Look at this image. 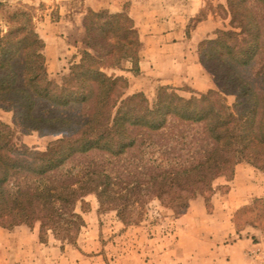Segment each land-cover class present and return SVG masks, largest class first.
<instances>
[{"label": "trees", "instance_id": "16d2710c", "mask_svg": "<svg viewBox=\"0 0 264 264\" xmlns=\"http://www.w3.org/2000/svg\"><path fill=\"white\" fill-rule=\"evenodd\" d=\"M228 27L197 43L216 88L184 96L160 84L149 99L108 73L122 60L138 69L141 40L124 10L86 9V48L60 81L49 76L44 40L24 11L0 35V226L38 224L45 241L74 240L76 209L88 193L123 223L156 198L176 213L239 162L264 171V0H226ZM232 101H227V96ZM52 135L44 148L16 145L15 129Z\"/></svg>", "mask_w": 264, "mask_h": 264}, {"label": "crops", "instance_id": "0c3cea01", "mask_svg": "<svg viewBox=\"0 0 264 264\" xmlns=\"http://www.w3.org/2000/svg\"><path fill=\"white\" fill-rule=\"evenodd\" d=\"M82 1L83 7L74 17L77 22L88 8L115 12L129 2L127 13L134 19L142 43L140 69L145 68L157 83L172 86L186 83L199 90L210 86L195 48L199 40L216 29L217 23L210 17H197L200 2L191 5L190 0ZM68 46L71 44L60 36L45 39L47 60L53 55L58 60L54 50ZM7 115L8 111L0 108V119L7 121ZM225 196L213 201L208 213L200 198L191 199L187 210L174 218L175 229L154 237L167 243L152 247L149 251L152 258L145 264H264V232H253L256 240L242 236L222 244L220 227L211 229L212 225L229 221L235 209L253 198L264 201V171L248 163H237ZM53 241L56 242L51 234L47 241H39L37 223L32 227L0 226V264H77L80 259L77 249L54 246Z\"/></svg>", "mask_w": 264, "mask_h": 264}, {"label": "rangeland", "instance_id": "374dc122", "mask_svg": "<svg viewBox=\"0 0 264 264\" xmlns=\"http://www.w3.org/2000/svg\"><path fill=\"white\" fill-rule=\"evenodd\" d=\"M163 1L154 0L155 3H162ZM190 1L191 5L197 2L201 4L197 14L198 18L210 17L216 21V28L228 27L229 17L225 9L226 0ZM129 6V2L123 3L122 10L128 12ZM82 7V0H0V35L17 22L19 17H13L11 14L24 11L31 17V23L43 38L44 43L45 39L54 35L60 36L64 41L69 42L71 46H68L67 49L54 50L57 53L58 60H54V55L49 57L50 61L47 60V52L43 50L45 61L47 60L46 66L49 76L56 81H60L61 77L68 73L73 57L76 56L78 58L80 50L87 47L88 39L82 25L83 17L78 22L77 18H74L76 12ZM67 21L70 24L66 23ZM212 33L213 30L207 36ZM195 49L197 50V46ZM141 52L142 44L139 50L138 69L136 72L133 69L131 60H122L118 66L107 68L106 71L127 76L129 79L128 93L142 91L149 99H152L157 86L162 83H157L145 68L140 69L139 58ZM204 70L210 82V86L205 89H195L186 83L179 86L164 85L173 87L179 94L184 96L198 95L205 92L208 88H216L217 82L206 69ZM227 101L230 103L232 96H227ZM1 120L13 126L10 111H8L7 121L5 119ZM54 137L52 135H39L36 131L23 133L16 128L14 142L16 145L24 143L44 148ZM232 177L226 179L224 176H219L213 180L212 190L207 195L208 206L203 194H198L194 197L203 201L207 213L212 211L213 201L226 197L225 194L230 187ZM80 206H86L87 210L82 212L84 224L74 240L55 238L49 230L45 234V241H47L49 234L54 237L56 240V242L53 241L54 246H68L72 249H77L80 255V259L76 260L77 264H145L147 259L152 258L149 255L152 247L164 246V242L167 243V240H163V243H161L160 239H154V237L161 235L163 232L173 231L176 226L174 218L182 214L174 212L172 208L160 204L156 198H153L146 203L143 214L139 218L132 222L123 223L118 217L116 210L99 206L94 193L86 194L82 202H77L76 209L78 211H80ZM211 223L213 224V222ZM218 227L221 230L220 242L222 244L232 242L236 237L242 236H251L253 240H256V235L253 232L257 234L264 232V201L261 198H253L249 203L235 209L229 221H222L216 227L212 225L211 229ZM184 241L187 243V240Z\"/></svg>", "mask_w": 264, "mask_h": 264}]
</instances>
